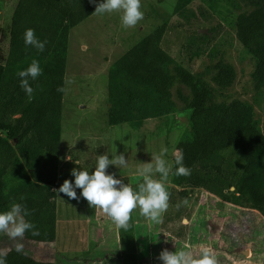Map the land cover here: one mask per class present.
Segmentation results:
<instances>
[{
    "label": "rangeland",
    "instance_id": "1",
    "mask_svg": "<svg viewBox=\"0 0 264 264\" xmlns=\"http://www.w3.org/2000/svg\"><path fill=\"white\" fill-rule=\"evenodd\" d=\"M16 3L0 0L1 64L7 61ZM141 5L143 19L133 28L122 27L120 13L94 12L70 28L66 38L35 32L46 41L44 51L31 47L12 64L16 70L27 69L33 59L41 70L65 65L56 131L57 183L52 187L57 193L56 237L52 242L12 241L0 233V251L8 253L22 242L33 257L53 264H162L158 257L165 249L198 256L207 247L217 264H264V205L245 202L235 183L221 182L229 164L241 173L242 152L250 143L264 140V90L256 88L255 59L239 41L235 24L240 15L264 9V4L141 0ZM162 25L155 43L149 34ZM82 44L87 51H81ZM219 62L234 70L227 87L215 83ZM234 99L252 106L256 125L230 135L217 120ZM212 142L217 146L211 147ZM162 147L168 148L165 158L173 164V153L181 151L191 169L190 176L170 175L166 181L170 200L162 223L145 219L137 209L127 230L117 228L88 205L80 189L78 200L58 192L65 179L74 183L73 168L91 173L98 155L121 153L126 166L110 165L107 172L135 190L141 181L137 169L152 162Z\"/></svg>",
    "mask_w": 264,
    "mask_h": 264
},
{
    "label": "trees",
    "instance_id": "2",
    "mask_svg": "<svg viewBox=\"0 0 264 264\" xmlns=\"http://www.w3.org/2000/svg\"><path fill=\"white\" fill-rule=\"evenodd\" d=\"M260 2L264 0H244ZM102 0H17L8 32V55L0 63V212L10 209L13 202L26 207L39 235L27 231L29 241L52 242L56 237V197L52 189L57 183L59 138L64 88V63L45 67L36 80H30L34 98L29 101L20 86V77L12 64L29 54L31 46L24 42L26 29L43 36L66 38L68 30L94 13ZM236 34L241 44L253 55L252 77L257 89L264 90V9L257 8L236 20ZM164 25L149 34L157 43ZM215 83L227 87L234 80L233 68L217 64ZM225 134L245 133L255 126L252 106L234 99L217 120ZM5 131V135H2ZM215 134V132H214ZM214 142V141H213ZM212 142V143H213ZM239 142L236 141V144ZM217 146L213 143L211 147ZM243 169L237 172L229 164L222 183H235L244 201L264 205V140L250 143L242 152ZM12 250L6 264H53Z\"/></svg>",
    "mask_w": 264,
    "mask_h": 264
},
{
    "label": "clouds",
    "instance_id": "3",
    "mask_svg": "<svg viewBox=\"0 0 264 264\" xmlns=\"http://www.w3.org/2000/svg\"><path fill=\"white\" fill-rule=\"evenodd\" d=\"M90 2L95 3V0ZM141 8V0H102L96 5L94 12L97 15L120 13L122 27L128 29L135 27L143 19L144 13ZM24 42L26 46L34 47L39 52H43L46 45V41H40L31 28L25 30ZM87 47V44H82L81 51H87ZM41 74L39 62L35 59L27 69L17 73L20 77V86L29 101L34 98L35 91L30 86V80H36ZM64 90L63 87L58 89L61 92ZM168 151L167 147H162L159 154L152 155V162L145 163L137 169L141 181L135 190L122 179L107 172L110 165L118 168L126 166L127 159L121 153L113 155L112 158L105 154L98 155L91 173L81 168H73L71 174L74 176V183L65 179L58 192L75 200L82 196L91 208L101 210L117 228L127 230L130 227L132 213L137 209L139 215L145 219L153 223H162L163 215L169 208L170 193L166 187L169 176L191 175V169L183 163V153L181 151L173 153V164L165 158ZM74 163L80 165L79 160H75ZM76 189L81 190L80 196L77 195ZM187 203V200L181 202L184 205ZM181 204H177V208ZM30 214L22 204L13 202L9 210L0 212V233L6 234L12 241L22 240L27 231H31L33 236L39 235L35 225L25 219V216ZM14 249L17 253L27 256L22 242H16ZM6 257L7 252L0 251V264H6ZM158 258L162 264H217L215 254L207 247L201 248L198 256L190 250L165 249Z\"/></svg>",
    "mask_w": 264,
    "mask_h": 264
},
{
    "label": "built area",
    "instance_id": "4",
    "mask_svg": "<svg viewBox=\"0 0 264 264\" xmlns=\"http://www.w3.org/2000/svg\"><path fill=\"white\" fill-rule=\"evenodd\" d=\"M67 159H68V161H71L70 159H71V157L69 156V157H67Z\"/></svg>",
    "mask_w": 264,
    "mask_h": 264
},
{
    "label": "crops",
    "instance_id": "5",
    "mask_svg": "<svg viewBox=\"0 0 264 264\" xmlns=\"http://www.w3.org/2000/svg\"><path fill=\"white\" fill-rule=\"evenodd\" d=\"M38 260H40V259H38ZM45 261V260H44Z\"/></svg>",
    "mask_w": 264,
    "mask_h": 264
}]
</instances>
